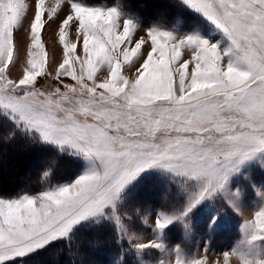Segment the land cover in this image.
<instances>
[{
    "label": "snow or ice",
    "instance_id": "1",
    "mask_svg": "<svg viewBox=\"0 0 264 264\" xmlns=\"http://www.w3.org/2000/svg\"><path fill=\"white\" fill-rule=\"evenodd\" d=\"M184 2L222 30L230 41L227 49L156 28L139 35L136 24L114 7L57 0L46 10L45 0H32L29 19L24 0H0V110L42 140L88 161L65 186L0 199V264L67 237L86 220L110 221L118 241L126 239L138 255L164 251L159 236L140 242L141 235L126 222L132 217L121 206L128 185L150 168L185 178L180 187L189 195L186 216L225 189L236 165L264 152V0ZM61 4L64 15L58 17ZM46 11L47 19L58 21L63 45L62 62L52 71L41 37ZM24 20L30 25V46L22 59ZM75 25L77 40L83 38V58L76 53L77 43L66 38V29ZM134 59L136 75L129 78L122 65ZM102 67L109 75L98 83ZM13 69L19 73L15 78ZM48 77L59 86L44 91L37 85ZM63 77L75 83H64ZM188 181L194 182L192 189ZM175 219L160 211L152 216V229L163 233ZM243 230L252 233V240L264 239V207L245 219ZM232 255L252 264L243 253ZM223 258L228 264L229 253ZM176 264L185 261L177 256Z\"/></svg>",
    "mask_w": 264,
    "mask_h": 264
},
{
    "label": "rangeland",
    "instance_id": "2",
    "mask_svg": "<svg viewBox=\"0 0 264 264\" xmlns=\"http://www.w3.org/2000/svg\"><path fill=\"white\" fill-rule=\"evenodd\" d=\"M165 1L167 2V0ZM165 1L164 3H166ZM178 1L181 7H186L189 12L196 15V20L198 19L196 22L192 24V20H182V18H178L176 22L171 25L145 24L136 13L126 11L119 4L92 5L80 3L87 7L102 8L105 10L113 7L117 8L122 19H130L136 24V30L139 32V35H144L145 32L156 28L159 31L171 32L177 39L183 38L186 35L209 39L211 42L216 43L222 51L230 46V41H228L222 30L217 28L202 14L190 8L184 0ZM66 2L67 0H64V3ZM24 3L29 5L27 16L31 19L32 0H24ZM56 4L57 0H45V9L47 10L48 8L55 7ZM63 8L64 4H61V7L57 9L58 17H63ZM160 10V8H156L154 11L155 14H160ZM57 23L58 21L55 18L52 20L47 19L46 11L45 29L41 31V37L52 63V68H50L49 71H52L54 67L57 66L58 62H62L63 58V45L59 43ZM23 24L22 34L24 36V46L21 52L22 59L26 58V48L30 46V25L28 20H24ZM75 27H78V25L66 29V38L77 43L76 53L83 58V38L81 36L79 40H77ZM225 60H227V58H225ZM136 66H138V61L136 59L133 60L132 64L122 65L123 74L129 78H134L136 75ZM78 68L79 65H77V69ZM18 75L19 73L13 69L12 77L15 78ZM108 75L106 68H100L96 73L97 82H102ZM62 80L64 83H75L67 77H63ZM37 86L44 91H51L52 88L59 86V84L54 82L51 77H48L47 79H40ZM1 111L15 122L16 126L21 130L36 135L41 139L39 134L34 130L29 132L22 123H17L8 113H5L3 110ZM41 141L61 150V148L54 143L46 142L42 139ZM63 151L74 154V150ZM3 154L6 156L7 153L4 152ZM74 155L83 160L84 168L87 167L88 161L82 156ZM10 166L11 161L8 162L7 158L3 156L0 160V168L8 175H14L13 169ZM78 176L76 178H78ZM26 177H28V173L22 176V178ZM74 179L46 187L37 193L23 195L36 196L45 190L65 186L74 181ZM184 181L185 178L175 177L165 169L150 168L142 172L136 180L126 187L122 193L123 203L121 210L127 212L132 217L130 221L126 222L141 235L142 239L140 242L158 240L157 236H159L160 241L165 246V250L161 251L160 249L153 248L144 250L138 255L136 249L124 239L118 241L122 245V256L120 258L123 260L129 258V264H176L177 256L185 261V264L193 259H205L206 264H224L223 254L227 252L229 253L228 264H241L239 256L232 255L233 251H237L238 253H243L247 259L252 261V264H257L258 261H264V239L252 240V233H246L243 230L245 219L254 218L255 211L264 207V152L257 153L255 156L236 165L235 170L229 174L225 189L223 191L218 190L211 197L204 198L186 216H183L182 213L185 212L190 200L188 192L180 187V184ZM187 187L192 189L194 187V182L188 181ZM233 193H237V195L234 196ZM23 195L15 197L0 195V199H19ZM137 209H139V215L136 212ZM160 211L174 214L177 217V219L164 229L163 233L154 232L152 229V216H155ZM146 218L148 223H144ZM90 223L115 230L114 225L110 221L102 220L100 223H96L95 220H86L74 226L67 237L58 238L56 240L71 238L77 228ZM116 237L118 238L117 233ZM109 241L110 238L108 236H102L96 233L93 239L89 240V243L90 245L94 243L97 245L98 243H108ZM36 251L24 257L30 256ZM92 255V252L88 249H84V251H78L76 256L77 259L81 261V264H95L92 263ZM49 257L52 261H58L54 253L49 255ZM19 258L23 257H18L16 259ZM37 261V264H46L45 260Z\"/></svg>",
    "mask_w": 264,
    "mask_h": 264
},
{
    "label": "trees",
    "instance_id": "3",
    "mask_svg": "<svg viewBox=\"0 0 264 264\" xmlns=\"http://www.w3.org/2000/svg\"><path fill=\"white\" fill-rule=\"evenodd\" d=\"M85 4L121 5L126 11L136 13L145 24L171 25L178 18L196 22V15L181 7L178 0H76ZM160 8V14L155 9ZM165 18V20H164ZM7 153L6 156L3 153ZM11 161L14 175H8L0 168V195L15 197L23 194L37 193L46 187L68 182L76 178L84 168V162L69 152L61 151L46 144L36 135L21 130L16 123L0 110V160ZM34 161V162H33ZM33 162V163H32ZM48 172L45 177L44 173ZM28 173V177L22 178ZM96 233L108 236V243L90 245ZM88 247V248H87ZM92 252L95 264H129V258L121 259L122 245L118 242L116 231L90 223L77 228L71 238L56 240L40 248L34 254L8 262V264H37L45 260L46 264H81L77 259L78 251ZM54 253L56 260H50ZM87 260V259H86ZM87 263V261H86Z\"/></svg>",
    "mask_w": 264,
    "mask_h": 264
}]
</instances>
